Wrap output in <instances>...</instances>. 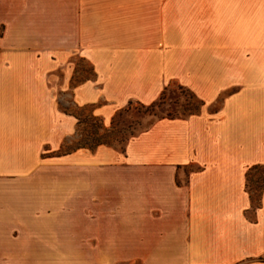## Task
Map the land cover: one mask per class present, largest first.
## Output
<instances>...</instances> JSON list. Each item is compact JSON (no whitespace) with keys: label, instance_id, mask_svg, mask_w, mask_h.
<instances>
[{"label":"crops","instance_id":"obj_1","mask_svg":"<svg viewBox=\"0 0 264 264\" xmlns=\"http://www.w3.org/2000/svg\"><path fill=\"white\" fill-rule=\"evenodd\" d=\"M173 85L196 114L57 155L64 100L108 130ZM257 167L264 0H0V264H264Z\"/></svg>","mask_w":264,"mask_h":264},{"label":"rangeland","instance_id":"obj_2","mask_svg":"<svg viewBox=\"0 0 264 264\" xmlns=\"http://www.w3.org/2000/svg\"><path fill=\"white\" fill-rule=\"evenodd\" d=\"M75 73L72 79L73 84L92 77L91 67L83 61H77ZM220 100L221 97L211 105V109H215ZM67 102V99L62 102V108L75 115L80 124L78 137L68 142L63 152L85 144L93 146L97 142L122 150L130 137L148 129L156 120L185 118L196 114L202 105V102L189 89L178 85L169 86L153 107L130 102L126 108L113 116L110 129L104 130L101 120L91 115L89 107L78 108ZM263 175L264 168L257 167L254 172L249 173L247 180V187L256 201L259 197Z\"/></svg>","mask_w":264,"mask_h":264},{"label":"trees","instance_id":"obj_3","mask_svg":"<svg viewBox=\"0 0 264 264\" xmlns=\"http://www.w3.org/2000/svg\"><path fill=\"white\" fill-rule=\"evenodd\" d=\"M154 106V104L153 105H151L150 107H153ZM73 116H75V115H73ZM76 117V116H75ZM95 118V117H94ZM76 119L78 120V123L80 124V121H79V119L76 117ZM101 125H102V123H101ZM101 144H104V143H100V142H97L95 145H91V146H89V145H87V144H85V145H81V146H77L76 148H74V149H72L71 151H65V152H63V149H61L58 153H57V155H65V154H69L70 152H73V151H75L76 149H79V148H87V149H94L95 147H97L98 145H101ZM104 145H107V144H104ZM65 147V146H64ZM63 147V148H64Z\"/></svg>","mask_w":264,"mask_h":264}]
</instances>
